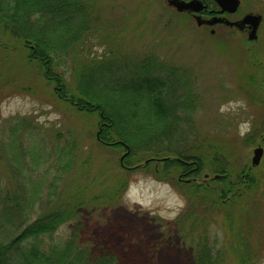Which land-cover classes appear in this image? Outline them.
Instances as JSON below:
<instances>
[{
	"label": "trees",
	"instance_id": "1",
	"mask_svg": "<svg viewBox=\"0 0 264 264\" xmlns=\"http://www.w3.org/2000/svg\"><path fill=\"white\" fill-rule=\"evenodd\" d=\"M95 4V0H0V31L25 50L27 61L54 87L58 100L77 113L96 116L95 143L127 153L121 163L117 159L116 179L109 186L101 183L97 193L89 194L93 180L88 170L83 171L89 158L81 159L72 134L55 132V145L46 161L53 159L51 167L58 174L48 184L49 193L41 194L39 183L28 190L16 180L26 167L22 141L16 134L28 125L19 122L10 127L7 141L0 143V161L6 162L12 182L4 196L0 184V264H115L110 255L94 257L90 246L80 241L79 213L118 205L127 176L134 171L148 172L181 192L185 205L173 224L181 242L191 249L194 264H226L228 255L230 264H256L259 250L251 238L260 217L256 193L264 186V172L259 169L264 155L259 168L235 165L231 150L189 131L194 128L197 108L190 75V85L188 80L183 84L185 79L175 69L145 57L134 65L133 79L117 80L119 71L110 68L107 56L82 62L73 73L75 81H67L64 61L74 60L87 47L86 41L98 34ZM177 16L185 22L188 19ZM9 80L6 84L12 85V91L27 90L16 84L15 77ZM259 90L264 93V80ZM242 139L246 146L257 144L264 149V129L255 127ZM39 152L40 145H34L30 150L33 161ZM205 172L219 177L204 180ZM71 173L86 179L73 194H67L72 184L58 193V182ZM216 218L227 228V250L216 236L208 237V227ZM65 224H72L69 233L57 240L55 235Z\"/></svg>",
	"mask_w": 264,
	"mask_h": 264
},
{
	"label": "rangeland",
	"instance_id": "2",
	"mask_svg": "<svg viewBox=\"0 0 264 264\" xmlns=\"http://www.w3.org/2000/svg\"><path fill=\"white\" fill-rule=\"evenodd\" d=\"M166 1L95 0L98 34L86 41L87 47L82 48L74 60L66 58L64 61L63 70L67 81H75L73 73L82 62L100 60L107 56L111 61L110 68L119 71L115 76L117 80L129 78V81L134 78L131 74L134 65L139 62L137 60L156 58L158 62L180 73L185 79L183 84L187 80L189 85L191 81L193 83L190 90L197 98V108L193 117L194 128L191 127L189 131L197 133L200 139L210 140L212 144L216 142L218 146L231 150L233 164L250 165L252 151L259 145L246 146L243 137L237 133V124L251 119L252 130L255 127L257 131L264 129V93L259 90V84L264 80V0H241L242 15L257 13L263 18L258 38L251 43L245 36L238 34L224 38L227 35L222 33L226 28L221 27L215 28V35L209 36V29L196 27L190 19L186 22L181 20L176 11L167 6ZM72 68H75L74 72ZM187 75L191 76V81ZM0 77L3 78L0 79V143L7 141L10 127L19 122L28 125L16 134L22 141L25 151L23 160L26 164L16 177L17 182L23 183L28 190L39 183V192L49 193L48 184L53 182L58 173L57 168L51 167L53 159L48 163L46 159L55 145L54 133L58 131L63 135L72 134L78 141L81 159L89 158V166L83 168V171L88 170L89 178L93 180V189L90 187L92 193L89 194L97 193L101 183L106 182L109 186L116 179L120 172L116 162L124 154L123 150L95 143L96 116L77 113L67 103L58 100L54 87L45 82L37 68L27 61L25 50L1 31ZM14 77L16 84L24 85L26 91H12V85L6 82ZM231 100H243L247 108H229L221 113L219 107ZM53 113L59 114L58 120L49 119ZM35 141L41 149L36 162L30 154L36 145ZM262 162L263 157L256 168ZM50 167V173L47 174ZM261 167L260 171L264 172V163ZM73 174L63 176L62 181L58 182V193L66 185L72 184L73 188L67 194H73L76 185L83 184L86 178ZM205 174L208 180L214 177L208 172L202 173V177ZM70 176L74 177L73 180ZM138 176L146 181L143 184L136 183L138 195L159 197L161 207L166 201H172V207L168 210L175 209L176 201L172 192L157 183L160 181L148 172L129 173L126 189L129 182H135L134 178ZM11 183L6 162L2 159V196ZM171 188L183 198L176 187L171 185ZM256 194L259 196L256 199L261 201V207L256 212L260 217L256 220V230L251 240L254 247L258 245L259 258L256 264H264V186ZM154 211L156 209L145 208L139 203H129L125 192L116 206L82 209L79 213L80 241L90 246L94 257L110 255L116 259L115 264H194L191 249L177 235L174 219H163L153 214ZM71 225L59 227L55 238L64 239ZM226 231L227 228L216 218L208 227V237L211 239L216 236L223 246L224 239L227 242ZM223 248L227 250L226 245ZM229 261L226 264H230Z\"/></svg>",
	"mask_w": 264,
	"mask_h": 264
},
{
	"label": "clouds",
	"instance_id": "3",
	"mask_svg": "<svg viewBox=\"0 0 264 264\" xmlns=\"http://www.w3.org/2000/svg\"><path fill=\"white\" fill-rule=\"evenodd\" d=\"M102 51V49H101ZM48 107H51L50 105ZM229 108H232L233 110L236 108H247L246 102L243 100H231L228 101V103L222 104L219 107V111L221 113H224L229 110ZM49 119H59L58 113H53ZM252 130V123L251 119L242 120L237 124V133L239 136L244 137L247 133L251 132ZM134 181L129 182L128 189L125 191V198L128 199L129 203L135 202L143 205L145 208L149 209H156V211L153 212V214H158L161 216V218L166 220H172L175 219L176 216L179 215L180 210L184 207L185 201L180 196L179 193H176L174 189L171 188V185L167 184L166 182H157L161 184L164 188L168 189L172 192L173 198L176 201V207L174 210L169 211L168 209L172 207V201H166L164 203V206L161 207L159 203V197H153L150 194L145 196L143 194L138 195L137 194V188L136 183H146L145 180L141 179L139 176L134 178ZM145 192H147V189H145Z\"/></svg>",
	"mask_w": 264,
	"mask_h": 264
},
{
	"label": "water",
	"instance_id": "4",
	"mask_svg": "<svg viewBox=\"0 0 264 264\" xmlns=\"http://www.w3.org/2000/svg\"><path fill=\"white\" fill-rule=\"evenodd\" d=\"M216 5L220 8L221 13L227 12L230 14H233L236 12L237 8L239 7V0H215ZM166 4L168 7L173 8L177 13H194L198 14L200 13L203 9H205L202 1L200 0H191L189 2H184V1H179V0H167ZM194 21L198 27L202 25H207V26H212L216 23H219V21L222 20H217V19H212L211 21H203L199 16H194ZM261 17L259 15H246L243 20L236 24L235 26H243V25H249L250 26V33L248 36L249 41H255L257 38L256 31L258 28V25L260 24ZM226 24H228L227 21H225ZM127 153L123 154L122 157L120 158V163L122 162L123 158L125 157ZM264 155V151L262 147L258 146L252 151V158L250 162V166L252 168H256L260 162L261 159ZM166 159H160V161H164ZM148 160L147 162H149ZM219 176H214L213 179H217ZM208 176L205 175L204 179H207ZM189 182V181H187Z\"/></svg>",
	"mask_w": 264,
	"mask_h": 264
},
{
	"label": "flooded vegetation",
	"instance_id": "5",
	"mask_svg": "<svg viewBox=\"0 0 264 264\" xmlns=\"http://www.w3.org/2000/svg\"><path fill=\"white\" fill-rule=\"evenodd\" d=\"M179 1H184V2H189L191 0H179ZM202 1L205 9H203L200 13L198 14H194V13H188V12H184L182 13L183 15H186L188 17V19H190V21L194 22V16H199L201 18V20L203 21H211L212 19H217V20H222L219 21V23H216L212 26H207V25H202L199 28H204V29H209V35L213 36L216 33L215 28L221 27V28H226L224 30V32L222 34H225L227 36H225L224 38L228 39L231 38V34H238V35H242L245 36L244 38L247 39L248 42H250L248 40V36L250 33V26L249 25H243V26H235L236 24L240 23L243 18L246 15H259L261 17V21L260 24L258 25L257 31H256V35L258 38V31L260 30V26L261 23L263 21L262 15L260 14H253V13H246L243 14L240 12V7H241V0H239V7L237 8L236 12L233 14L224 12L221 13L220 8L216 5L215 0H200ZM228 22V24H226V22ZM256 38V40H257ZM244 40V39H243ZM252 42H256V41H252ZM251 43V42H250Z\"/></svg>",
	"mask_w": 264,
	"mask_h": 264
}]
</instances>
